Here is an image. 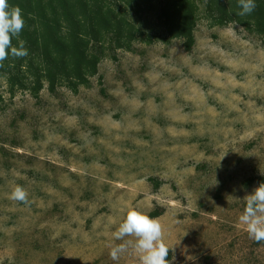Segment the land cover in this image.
<instances>
[{"label": "rangeland", "instance_id": "374dc122", "mask_svg": "<svg viewBox=\"0 0 264 264\" xmlns=\"http://www.w3.org/2000/svg\"><path fill=\"white\" fill-rule=\"evenodd\" d=\"M192 35L107 50L75 90L0 77V264H138L109 256L127 208L159 219L170 264H264L238 226L264 178V34L201 12Z\"/></svg>", "mask_w": 264, "mask_h": 264}, {"label": "trees", "instance_id": "16d2710c", "mask_svg": "<svg viewBox=\"0 0 264 264\" xmlns=\"http://www.w3.org/2000/svg\"><path fill=\"white\" fill-rule=\"evenodd\" d=\"M8 3L22 10L25 25L18 39L25 42L28 50L26 57L9 56L0 64V77L6 80L12 94L15 89H29L36 94L45 82L50 90L65 83L74 90L79 85H88L107 50H128L138 36H144L147 42L152 36L162 41L184 38L188 48L193 43L192 32L201 12L212 26L235 21L264 34V0H256L254 12L246 16L238 15L241 10L238 0H8ZM97 19H105L110 28L101 30ZM12 43L16 46L18 40L13 39ZM261 183L264 178L259 179L258 184Z\"/></svg>", "mask_w": 264, "mask_h": 264}, {"label": "clouds", "instance_id": "9594fccd", "mask_svg": "<svg viewBox=\"0 0 264 264\" xmlns=\"http://www.w3.org/2000/svg\"><path fill=\"white\" fill-rule=\"evenodd\" d=\"M240 16L251 15L256 8V0H238ZM25 25L22 10L12 7L8 0H0V64L11 57L23 58L28 55L25 42L19 40ZM13 39L18 40L16 46ZM9 199L24 204L29 203L27 192L22 186H15L9 193ZM123 218L112 233L109 256L118 262L124 255H133L138 264H170L167 259L170 248L164 239V229L157 218H152L136 209L122 210ZM238 226H242L250 240L264 243V183L245 196V207L238 217ZM131 237L132 239H126Z\"/></svg>", "mask_w": 264, "mask_h": 264}]
</instances>
